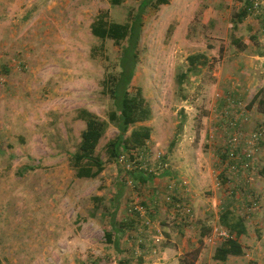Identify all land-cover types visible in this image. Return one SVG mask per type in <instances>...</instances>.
<instances>
[{
  "label": "rangeland",
  "instance_id": "1",
  "mask_svg": "<svg viewBox=\"0 0 264 264\" xmlns=\"http://www.w3.org/2000/svg\"><path fill=\"white\" fill-rule=\"evenodd\" d=\"M139 2L0 0V264H264V0H251L238 23L245 0L146 9L131 90L150 105L151 134L109 158L118 131L101 80L117 70L120 46L90 25L103 13L125 22ZM197 53L204 63L188 69ZM80 109L108 123L94 177L70 165L85 127ZM258 130L259 140L239 147L252 152L249 166L231 169L229 135ZM139 170L152 179H135ZM225 209L246 232L243 254L219 261Z\"/></svg>",
  "mask_w": 264,
  "mask_h": 264
},
{
  "label": "trees",
  "instance_id": "2",
  "mask_svg": "<svg viewBox=\"0 0 264 264\" xmlns=\"http://www.w3.org/2000/svg\"><path fill=\"white\" fill-rule=\"evenodd\" d=\"M124 0H110L112 5H119ZM169 0H140L137 11L125 22L110 21L106 13L100 14L90 25L91 33L100 39H111L115 45L120 46L117 70L106 71L101 80L102 91L109 95L113 108L107 113L108 121L112 123L118 133L106 144V152L109 158H116L120 153L142 146L151 134V128L143 124L151 117V108L140 88L131 90L135 66L138 61V46L142 33V17L147 8H158L167 4ZM251 0H245L241 10L234 16L235 23L241 22L251 12ZM240 49L237 39L232 40ZM188 69L203 64L204 54H191L187 57ZM257 107L264 115V96L257 101ZM78 117L85 123L80 133V140L75 152L70 154V165L74 168L75 176L94 177L103 169L104 163L95 153L99 139L107 128V121L100 119L87 109H80ZM173 145V142H172ZM134 178L141 182L152 179L144 171H137ZM220 223L228 229L231 237L224 239L215 248L213 258L224 261L230 255L243 254V246L238 240L246 232L243 218L234 216L229 209L220 214ZM208 232V231H207ZM206 232V233H207ZM206 233H201V236ZM111 241L110 234H106ZM118 264H124L120 261Z\"/></svg>",
  "mask_w": 264,
  "mask_h": 264
},
{
  "label": "built area",
  "instance_id": "3",
  "mask_svg": "<svg viewBox=\"0 0 264 264\" xmlns=\"http://www.w3.org/2000/svg\"><path fill=\"white\" fill-rule=\"evenodd\" d=\"M236 122L232 123V126H235ZM263 132V131H262ZM262 132H260V130H258L257 132H253L252 135H249L247 138V133L244 134L243 132L240 134H232L229 135L228 137V142H227V151H226V155H227V159H230V168L231 169H236L237 166L239 165L240 167H242V170H245V168H247L249 166V162H251L252 160V152L251 151H240L239 147L241 145V143L244 145L246 144L245 141L247 142V140H249V143H252V139L253 138V142L257 141L260 139ZM247 138V139H246ZM242 159H244L243 162ZM244 163V164H243ZM243 164V165H241ZM216 234L218 236H220L222 239H227L229 237H231L230 232L228 231V229H225L223 227H219V229L216 231Z\"/></svg>",
  "mask_w": 264,
  "mask_h": 264
},
{
  "label": "crops",
  "instance_id": "4",
  "mask_svg": "<svg viewBox=\"0 0 264 264\" xmlns=\"http://www.w3.org/2000/svg\"><path fill=\"white\" fill-rule=\"evenodd\" d=\"M178 153H179V156H182V152L178 149ZM126 219L127 218H125V219H123V220H125L126 221ZM129 219V218H128ZM130 221H132V220H130ZM118 226H120V227H122V228H125L124 226H122L121 225V223H120V225H118ZM186 235H189L188 237H190V234H186ZM198 238L200 239V238H202L201 236H200V234L198 235ZM203 238H204V236H203ZM202 238V239H203ZM111 240H112V238H111ZM193 241V238H191L190 237V242H192ZM202 241V240H201ZM112 242L114 243V244H116V243H118V239H117V237L116 238H114L113 240H112ZM186 248H185V250H188V249H190L189 248V243L187 242L186 243ZM167 250H174L173 249V247L171 248V247H167L166 248V252H167ZM142 264V263H141ZM181 264H183V263H181ZM195 264H203V263H201V259H199V260H197V261H195ZM205 264V263H204Z\"/></svg>",
  "mask_w": 264,
  "mask_h": 264
}]
</instances>
